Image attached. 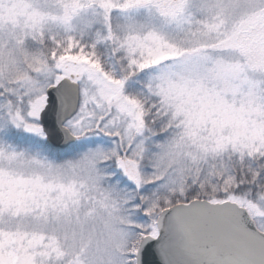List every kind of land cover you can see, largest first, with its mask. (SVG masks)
<instances>
[{
  "label": "snow or ice",
  "instance_id": "snow-or-ice-1",
  "mask_svg": "<svg viewBox=\"0 0 264 264\" xmlns=\"http://www.w3.org/2000/svg\"><path fill=\"white\" fill-rule=\"evenodd\" d=\"M0 264H264V0H0Z\"/></svg>",
  "mask_w": 264,
  "mask_h": 264
}]
</instances>
